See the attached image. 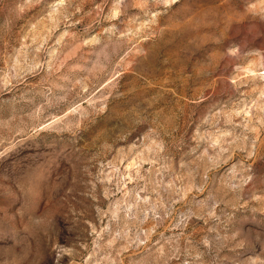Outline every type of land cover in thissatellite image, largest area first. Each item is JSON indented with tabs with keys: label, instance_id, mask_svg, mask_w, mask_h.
<instances>
[{
	"label": "rangeland",
	"instance_id": "374dc122",
	"mask_svg": "<svg viewBox=\"0 0 264 264\" xmlns=\"http://www.w3.org/2000/svg\"><path fill=\"white\" fill-rule=\"evenodd\" d=\"M0 264H264V0H0Z\"/></svg>",
	"mask_w": 264,
	"mask_h": 264
}]
</instances>
